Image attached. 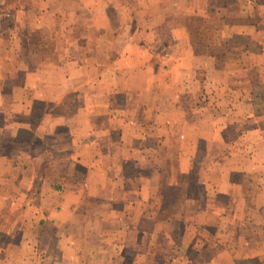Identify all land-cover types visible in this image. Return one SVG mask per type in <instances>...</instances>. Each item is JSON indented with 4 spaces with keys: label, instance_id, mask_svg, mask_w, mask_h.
I'll return each mask as SVG.
<instances>
[{
    "label": "crops",
    "instance_id": "0c3cea01",
    "mask_svg": "<svg viewBox=\"0 0 264 264\" xmlns=\"http://www.w3.org/2000/svg\"><path fill=\"white\" fill-rule=\"evenodd\" d=\"M52 1L41 0L43 6L35 9L33 0L31 3L29 0L21 1L15 6L10 5L8 0H0V136L5 137L0 142V200H17L18 195L15 198L11 196L12 187L21 185L24 177H35V173L29 176L25 172L27 169L22 159L26 146L17 139L18 131L27 125L19 121L13 122L14 117L28 115L27 97L15 95L17 85L12 87V96L8 98V92L4 89L9 79L15 77L14 73L24 72L22 69L27 55H24L23 49L31 36L28 32L45 27L46 13L49 12ZM191 1L193 0H145L136 8L127 7L130 11L131 28L123 46H111L113 62L110 65L95 62L89 66L82 61L76 62L72 60L71 54L68 57L66 49L63 68L52 60L48 61L45 70L47 74H43L41 85L37 87L53 90L52 94L41 96L43 101L54 105L75 103L80 106L79 114L83 113L88 118L80 131H70L69 139L72 144L63 150V153H68L67 158H71L73 152L76 153L81 164L97 171L98 179L100 176H107L111 178L113 185L142 184L143 202H151L157 198L162 202L175 200L174 195L169 194L173 191L170 186L187 184L185 177L194 172L195 180L191 184L198 185L199 189L188 194L178 189L176 199L182 200L185 205L181 204L180 211L173 214L175 217L170 222L181 221L185 231L189 225H195L198 227L197 232H203L219 222L235 225L238 227L237 237H233V242L225 241L222 249L224 253L219 254L221 256L215 253L210 255L207 264H264V129L258 124L261 117L250 112L241 115L238 111L233 116L237 108H231V105L235 106L234 102L227 101L228 98L224 96L227 90L243 89L246 93V87L250 89L249 82L246 84L242 80H234H247L248 67L243 66L237 70L232 57L215 51L223 47L233 50L238 40H243L246 45L241 50L239 59H250V66L262 71L264 0H201L199 4L193 5ZM34 10L35 18L30 21L29 13ZM248 10L256 11L255 19L249 23L244 16ZM200 18H204L205 25L196 32L195 24L198 20L201 21ZM253 47L255 51H252ZM49 58L51 59L50 54ZM39 67L35 69V66H31L25 70L27 79L35 77L31 80L34 82L35 79H40ZM61 72V82L54 81L56 73ZM73 74L85 77L84 97L81 101L75 98L72 91H63L71 85L70 80L76 77ZM262 77L258 82H264V76ZM60 90L62 96L57 97L56 92L59 93ZM200 91L207 102V109L198 110L195 107ZM118 95H122L126 102L132 96L138 98V102L143 97L151 98L153 118L158 124L156 137L161 142L159 150L163 155L154 157L155 151L147 145L136 147L133 144V132L134 136H128L124 143L127 159L119 166L115 163V155L121 149L113 141L114 131L110 126L113 118L109 111L115 110L117 103L114 98ZM35 99L38 101V96ZM239 99L240 96L233 100L237 102ZM248 100L245 95L241 103L249 105L250 97ZM146 102L149 101L143 99L142 105ZM211 104L213 108H209ZM197 115L199 117L193 123L195 139L191 149H185L184 145L177 142L178 138H185L179 126L184 121L187 123L189 116ZM34 123L35 135L42 134L52 138L55 134V128L51 126L50 130L44 124V117L35 116L30 125L33 126ZM144 136L146 139V135ZM45 148L46 152H53L51 145ZM53 148L56 151L55 146ZM152 162L151 172H144ZM125 163L138 169L139 176H130L124 170ZM48 173H45V182L50 177H59L55 170ZM39 182L38 178L33 180V183ZM150 184L154 187L149 190ZM156 208L157 210L152 211L154 213L144 210L143 223L139 222L138 226L135 223L127 225L134 237L136 233H141L145 241L153 231L145 226L148 217L158 221L169 207L163 205ZM10 212V216L14 217L19 216L23 210ZM1 215H4V209H0ZM30 223L33 224L32 219ZM56 228L51 220L45 221L37 243L35 235L33 239L22 235L17 242L6 240L4 244H0V251L4 253L0 264H87L90 244L85 240L66 239L63 246L57 248L55 236L59 229ZM166 234L169 237L176 236L172 228H168ZM201 235L204 237L200 233L195 238L198 248H216L217 244L209 234L207 240L202 239ZM110 243L111 249L108 247L105 253L98 254L97 264L114 263L117 243ZM36 253L40 255L38 258L35 257Z\"/></svg>",
    "mask_w": 264,
    "mask_h": 264
},
{
    "label": "rangeland",
    "instance_id": "374dc122",
    "mask_svg": "<svg viewBox=\"0 0 264 264\" xmlns=\"http://www.w3.org/2000/svg\"><path fill=\"white\" fill-rule=\"evenodd\" d=\"M9 1L10 5L13 6L21 1L27 2V0ZM29 1L30 3L32 2V0ZM33 1L35 2V9L43 6L40 3L41 0ZM53 1L50 3L51 8H48L49 12L46 13L45 27L41 30L32 29L28 32L31 36L23 49L24 55H27L25 66L22 69L24 72L14 73L15 77L9 79L10 81L4 89L8 92V98L12 96L10 94L13 93L12 87L17 85L18 90H14L15 95H25L27 97L28 115L14 117L15 120L13 122L19 121L27 125L20 129L21 132L18 131L17 139L19 143H23L26 146L24 159H22L25 169H27L25 172L29 173V176L35 173V177L33 179L31 177H24V182L21 185L12 187L11 196L15 198L18 195L17 200H0V209H4V215L0 216V229L3 230L0 231V244H4L6 240L17 242L21 239L22 235L30 237L27 239H33L35 235V243H37L38 234L44 227L45 221L51 220L52 224L59 229L56 228L58 231L57 236H55L57 238L55 241L57 248L63 246L66 239L73 241L85 240L90 244L89 261L87 264H97L98 254L100 252L105 253L108 247L111 249L110 242L112 241L117 243V253L113 264H207L210 255L214 253L216 255L223 254L224 251L222 249L224 248L225 241L233 242V237H237L238 235V227H235V225L219 222L203 230V232H197L198 227L195 225H189L185 231L181 221L170 222L175 217L173 214L180 211L179 209L183 203L182 200L176 199V195H179L178 189L184 194L195 192L199 189L198 185L191 184V181L195 180L194 172L187 175V178L185 177L184 180H186L187 184L183 186H170L173 191H170L169 194L174 195L175 200L165 202H162L159 198L152 199L151 202H143L141 194L142 184L136 183V185H130L131 183H121V185H113L111 178L106 175V177L100 176L98 179L99 174L97 171L81 164L77 160L80 157L76 153H69V155L71 154V158H67L66 155L68 153H63V150L67 149L69 144H72L71 139H69L71 136L70 131H80L86 121H88V118H85L83 113L79 114L78 109L80 106L75 103L65 105L57 103L54 105L52 103V105L45 100L43 101L41 98L47 94H52L53 90L43 89V87L38 89L37 87L41 85L43 74H47L45 70L47 69L46 64L48 61L52 60V62H56L57 66L63 68V55L66 49L68 50V57L71 54L72 60L76 62L82 61L83 64L89 66L95 62H100L104 66L110 65L113 62L111 50L116 45H124L131 28L129 21V19L131 20L129 18L130 11L127 7L136 8L145 0ZM199 1L201 2V0H193L191 4H199ZM218 1L223 2L228 0ZM36 3L39 4L36 5ZM255 14L256 11L250 10L244 13L247 23L255 19ZM35 15V10L29 13V20L34 19ZM200 19L201 21L198 20L199 22L195 24L194 30L196 32L205 25L204 18ZM112 45L113 48L111 49ZM245 45V41L238 40L233 50H228L224 47L215 50L220 54L223 53L232 57L235 69H241L243 66L248 67L247 80L238 78H234V80H242L246 84L249 82L251 84L250 89L246 87V93H244L243 89L227 90L224 92V96L228 98L227 101L234 102L235 106L231 105V108H237L233 116L238 111L241 115L244 112H250V114L261 117L258 120V124L264 129V102L260 95H257V100L253 98V93L256 94L261 91L256 86L260 83L258 80L264 76V73H262L264 72V68L262 71L256 70L257 68L250 66V59H239L241 50H243ZM252 51H255L254 47ZM49 54L51 55V59L49 58ZM53 59L55 60L53 61ZM31 66H35V69L40 66L39 75L41 76L40 79H35V82L31 81L35 77L27 79V73H25V70L30 69ZM62 72L56 73L57 77L53 80L61 82V76L63 78ZM89 74L91 75L90 72ZM92 75L96 76L95 73H92ZM74 76L76 77L70 80L71 85L63 89V91H72L75 98L81 101L84 97L83 84L85 77ZM28 83L29 85H27ZM261 83L264 84V82ZM36 91L37 93H35ZM202 91L198 93L196 98L195 107L198 110L208 108ZM56 95L57 97L59 95L62 96V90L59 93L56 92ZM245 95L247 101H249L248 98L250 97V106L248 103H241ZM35 96H38V101H36ZM239 96L240 99L238 101L240 103L238 101L235 102L233 99H237ZM143 99L149 102L142 105ZM138 100V98L132 96L129 98V102H126L122 95H118L114 98V101L117 103L115 110L110 112L107 107V111H109L111 118H113L110 124L111 129L114 131L113 141L117 142L119 150L121 149L115 155L117 158L115 163L118 166L121 165L124 159H127L125 156L128 154L126 153L124 143L127 142V137H130L131 134L132 136L135 135L133 144L136 147L147 145L152 151H155L154 157L157 158L163 155L159 150L161 142L157 139L155 132L158 124L155 123L156 121L153 118L154 107L151 103L153 101L149 97H143L140 102ZM254 102L259 103L254 104ZM209 108H213V105H209ZM90 113L95 114L94 112ZM37 115L41 118L44 117V124L50 130L52 129L51 126L55 128V134H51V136L53 135L52 138H49L50 136H43L42 134L40 136L35 135V129H33L35 123L33 126L30 123L35 120V116ZM198 117L199 115L189 116L190 120L187 123L185 121L182 122L179 126V130L185 135V138H178L177 142L180 145H184L183 148L185 149H191V144L196 136L193 123ZM42 121L43 119H41ZM236 123L239 125L243 124L241 122ZM244 125L246 126V124ZM232 131L235 132V128L232 127ZM144 135H146V139L143 138ZM232 137H234V134ZM4 138L0 136V142H3ZM48 145H51L53 152L48 153L45 151V147ZM53 146H55L56 151H54ZM124 149L125 151L122 152ZM152 164L154 162L148 164L144 172L150 173ZM53 170L59 173V177H55L54 179L50 177L45 182V173H51ZM124 170L129 172L130 176L132 174V176H139L137 175L138 169H133L130 164L125 163ZM64 176L66 178H62ZM37 178L40 182L33 183V180ZM153 187L152 184L148 185L149 190ZM163 205H167L169 208L165 215L160 216L158 221L150 216L148 217V223L146 222L145 226L153 231L145 241L143 234L136 233L134 237V234L128 231L127 225L130 224L131 226L135 223L138 226L139 222L143 223L144 210L152 212L154 209L157 210V206L162 207ZM20 209L23 212L19 216H10L11 210L12 212H16ZM74 210H76L75 213L73 212ZM33 214H35V217H32ZM83 215L84 217H81ZM87 215L89 216L88 218L85 217ZM31 219L33 221L32 225L30 223ZM161 226L164 228H161ZM70 227L71 229L69 230ZM168 228L175 230V237L167 236ZM200 233L204 234V237L201 235V238L204 240H207L209 234L211 239L215 240L217 244L216 248H198L195 238ZM182 235H184L183 238ZM57 253L58 251H56ZM3 255L4 253L0 251V258ZM39 256L36 253L35 257L38 258Z\"/></svg>",
    "mask_w": 264,
    "mask_h": 264
},
{
    "label": "trees",
    "instance_id": "16d2710c",
    "mask_svg": "<svg viewBox=\"0 0 264 264\" xmlns=\"http://www.w3.org/2000/svg\"><path fill=\"white\" fill-rule=\"evenodd\" d=\"M256 88L260 89L261 91L258 92V93H256V94L253 93V98L255 100H257V95H260L261 98H262V101L264 102V84L258 83L257 86H256ZM257 103H259V102H254V104H257Z\"/></svg>",
    "mask_w": 264,
    "mask_h": 264
}]
</instances>
